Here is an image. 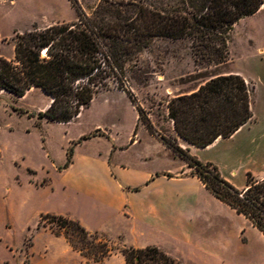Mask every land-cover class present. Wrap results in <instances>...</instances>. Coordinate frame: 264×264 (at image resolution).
<instances>
[{"label":"rangeland","instance_id":"rangeland-1","mask_svg":"<svg viewBox=\"0 0 264 264\" xmlns=\"http://www.w3.org/2000/svg\"><path fill=\"white\" fill-rule=\"evenodd\" d=\"M100 1L78 0V3L90 15ZM122 1H144L165 7L180 0ZM75 19L76 13L68 0H0V55L13 57L14 32ZM133 64L127 75V87L155 129L163 134L171 136L167 118L171 98L192 93L211 77L230 72L254 85L251 106L255 120L261 121L264 118V5L234 26L228 61L224 64L201 63L192 54L188 41L168 39L153 40ZM47 100L39 89H31L19 99L8 93L0 94V261L29 264L39 215L61 212L76 220L83 219L90 232L102 233L109 240L113 252L103 264H124L120 250L130 247V230L134 226L128 203L140 202L151 193L123 190V196L115 201L125 207L120 212L66 187V177L83 171L92 173L97 169L96 160L106 157L111 166L124 168L125 183L132 186L141 183L140 178L148 173L181 171L184 162L172 156L157 159L158 140L140 126L136 140L131 143L137 124L136 111L113 84L98 93L90 106L68 123L43 120L38 125L36 118L24 114L25 110L41 112ZM82 136L89 138L75 146L76 164L65 175L66 171L58 168L63 167L71 142ZM247 165L244 160L224 162L220 173L238 188L245 183V173L250 172L245 170ZM207 196L197 194L184 207L183 222L191 233L192 243L156 233H146L143 239L162 243L163 250L182 264H264V235L227 206ZM39 230L53 234L48 228Z\"/></svg>","mask_w":264,"mask_h":264},{"label":"trees","instance_id":"trees-1","mask_svg":"<svg viewBox=\"0 0 264 264\" xmlns=\"http://www.w3.org/2000/svg\"><path fill=\"white\" fill-rule=\"evenodd\" d=\"M68 1L76 13L74 21L14 32L13 57L0 55V94L21 98L30 89H39L51 103L37 113V124L41 119L68 123L113 84L129 99L147 131L182 158L217 201L264 235V178L246 172L245 186L234 187L216 165L197 160L179 147L175 137L157 131L127 87L132 64L155 39L186 40L201 63H226L234 26L254 15L264 0H180L165 7L144 1L101 0L90 15L78 0ZM254 89L236 73L219 74L192 93L171 98L167 118L180 139L204 148L217 138L231 137L251 120ZM136 131L137 125L131 142ZM88 138L82 136L74 144ZM72 156L73 145L66 150L64 168L72 163ZM40 228L63 236L87 263L103 264L112 255L113 247L102 233L90 232L70 216L40 214L36 230ZM120 254L124 264H182L155 245L124 247Z\"/></svg>","mask_w":264,"mask_h":264},{"label":"crops","instance_id":"crops-1","mask_svg":"<svg viewBox=\"0 0 264 264\" xmlns=\"http://www.w3.org/2000/svg\"><path fill=\"white\" fill-rule=\"evenodd\" d=\"M29 91H27L24 96H26ZM50 103L51 99L48 97L47 103L42 108L41 112L45 111ZM37 113H39V111H24V114H27L29 117L36 118V124ZM135 117L137 129L140 126L147 131L145 126L138 121L137 113ZM43 120L46 121V119H41L39 122ZM169 123V133L176 138L179 147L187 150L188 153L197 160L203 163L209 162L216 165L220 172H222L224 162L244 160L248 164L245 169L246 171H250V173L256 178H264V118L261 121H256L253 111L251 120L241 126L231 137L226 139L217 138L213 143L204 148L196 147L180 139L174 132L170 120ZM105 136H107V134H105ZM135 140L136 139H134V141ZM73 144L74 143L71 142L70 146ZM76 145L77 144L73 147L72 163L66 168H58V170H65V175L68 174L76 164L77 158L74 153ZM158 145L160 152L156 154L157 159H159L160 156L177 157L184 162V168L173 174L167 172H158L155 174L148 173L140 178L141 183L132 185V187L128 186V183H125L126 178L123 175V172L125 171L124 168L117 164L111 166L109 159L104 157L101 160H96L97 169L92 173L84 171L78 172L68 175L65 179L66 187L72 190H79L85 197L93 202L99 203L104 207L117 208L120 212H122L125 207L120 201H115L117 199L120 200L119 197L123 196V190H131L135 193L144 190L149 191L151 194L148 195V197H145L144 200L128 203L129 218L134 223V226L130 230L132 242L128 245L135 248L155 245L159 248L162 247L161 249H165L162 243L143 239L146 233H156L167 238L172 237L177 241L180 240L186 243H192L193 238L191 233L187 232L186 226L183 222L184 207L186 203L189 200H195L197 194L209 197L207 196L208 194L217 201L205 189L199 179L193 175L192 168L188 167L182 158L177 156L159 140ZM251 166L256 167L257 170L252 169ZM28 172L33 173L31 170H28ZM226 179L228 180V178ZM171 184H178L179 186L177 188L174 186L171 188ZM244 186L245 183L237 187L240 189ZM134 188H138V190L134 191ZM58 213L60 214L61 212ZM78 221L87 230L89 229L83 219L79 218ZM6 261L9 260H2L0 263ZM17 264L20 263L18 262ZM29 264L89 263H87L79 253L69 246L63 236H55L46 230H38L33 236Z\"/></svg>","mask_w":264,"mask_h":264}]
</instances>
